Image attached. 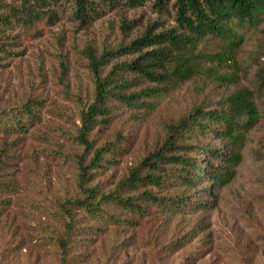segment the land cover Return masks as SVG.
<instances>
[{"label": "rangeland", "instance_id": "rangeland-1", "mask_svg": "<svg viewBox=\"0 0 264 264\" xmlns=\"http://www.w3.org/2000/svg\"><path fill=\"white\" fill-rule=\"evenodd\" d=\"M121 17L137 20L127 35L120 31ZM156 18L147 3L124 12H107L83 30L65 15L52 27L42 28L40 36L29 32L16 38L15 29L0 38L5 49L0 53V111L31 99L41 106L40 121L27 134L5 136L9 156L0 152V182L14 185L0 187V264H61L56 246L45 238L57 226L48 211L55 199L76 191L75 155L82 148L68 134L73 122L79 123L81 104L88 105L93 98L87 47L93 46L100 54L105 47L126 44ZM205 47L212 53L221 49L217 41ZM132 58L114 60L104 73L114 63ZM61 63L66 64V72ZM260 68L264 69V21L244 33L233 61L219 66V78L204 70L183 83L171 81L156 87L139 82L134 88L150 87L156 92L143 97L144 106L136 109L110 101V121L96 128L91 139L95 146L116 142L117 148L106 156L109 162L90 185L105 193L112 190L147 152L160 145L166 123L193 107H214L236 89L256 91ZM230 74H235L234 82H223L221 77ZM256 98L263 111L264 90ZM199 139L201 145L222 146L213 135L200 134ZM236 151L240 160L234 176L216 189L215 203L192 204L191 210L174 213L144 201L141 212L110 205L106 209L123 221L106 223L82 214L80 225L87 233L72 242L67 264H264V115L244 133ZM211 184L207 181L197 187ZM140 191L143 188L135 193ZM186 191L193 194L195 189Z\"/></svg>", "mask_w": 264, "mask_h": 264}, {"label": "trees", "instance_id": "trees-1", "mask_svg": "<svg viewBox=\"0 0 264 264\" xmlns=\"http://www.w3.org/2000/svg\"><path fill=\"white\" fill-rule=\"evenodd\" d=\"M149 3L157 18L148 21L142 33L130 42L104 48L97 54L87 47L86 59L93 82V98L81 104L79 123L73 122L68 137L81 146L75 155L76 191L55 199L48 213L57 226L46 236L60 253L61 264H67L70 246L81 233L80 218L97 219L101 223L123 221L106 207L116 205L127 211H143L141 201L155 205L168 213L195 204L202 207L215 203L216 189L231 180L240 160L236 145L264 115L256 94L264 90V69L257 71L256 91L240 88L220 98L214 107L199 104L188 113L166 123L165 135L153 150L147 152L109 192H101L90 185L107 155H113L116 142L95 146L91 136L96 128L109 121L110 101L128 109L143 107V97L155 93L150 87L134 88L147 81L160 87L167 82H186L204 70L218 76V68L233 61L234 51L244 42V33L257 28L264 21V0H0V38L17 30L20 33L42 34V28L52 27L65 15L80 30L111 11L124 12ZM120 31L127 35L137 25L136 19L121 17ZM217 41L220 50H206L205 44ZM5 52L0 46V53ZM122 56H133L130 61L114 63ZM205 61L209 65H205ZM66 72V64L61 63ZM206 66V67H205ZM66 77L62 80L66 83ZM231 84L235 74L221 77ZM65 86V85H64ZM40 102L25 103L0 111V152L9 156L7 134H27L40 121ZM213 135L222 146L201 145L199 135ZM212 182L210 186L197 185ZM13 187L0 182V187ZM183 187V190L176 191ZM139 188L143 191L135 193ZM195 189L193 194L186 190ZM15 189V187H14ZM5 190V189H4ZM203 195L208 196L203 200ZM196 198V201L193 199ZM191 210V209H188ZM103 230V229H102Z\"/></svg>", "mask_w": 264, "mask_h": 264}]
</instances>
